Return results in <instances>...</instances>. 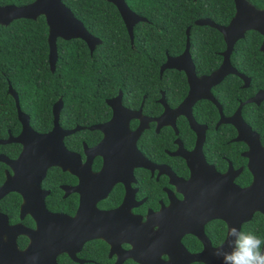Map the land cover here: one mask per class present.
I'll list each match as a JSON object with an SVG mask.
<instances>
[{
	"label": "flooded vegetation",
	"instance_id": "flooded-vegetation-1",
	"mask_svg": "<svg viewBox=\"0 0 264 264\" xmlns=\"http://www.w3.org/2000/svg\"><path fill=\"white\" fill-rule=\"evenodd\" d=\"M166 57L169 56H165L164 62ZM221 62L222 57L212 72L218 69ZM162 64L157 70L158 78L166 70L179 72L174 69L160 72ZM230 67L247 79L246 86L240 77L228 74L209 89L212 101L198 99L189 108L201 139L191 129L187 116L172 117L170 114L188 94L189 87L183 72H179L183 74L185 82L183 95L167 94L159 88L156 97L144 106L145 94L139 100L124 99L121 90L117 89L113 96L86 107L83 118L77 121L82 124L75 123L71 128L60 126V97L50 107L48 130L34 131L27 117L32 131L39 135L47 134L53 127L52 107L60 101L57 125L62 131L73 132L61 140L67 153L65 159H60L61 165L48 166L39 182L40 175L32 172L29 174L26 168L17 185L11 183V190L0 197V216L5 219L8 228H17L16 231L7 230L0 222V264L18 263L17 252L27 249L31 239L36 242V261H39L33 263L31 259V264H42L45 258L43 251L51 247L57 248L55 264H153L156 258L161 263L173 262L170 249H176L174 241L179 236V243L186 252L200 253L202 242L183 232V218L194 209L193 201L206 202L212 194H216L219 199L229 197L232 202L234 192H229L230 184L239 190L249 189L254 184V177L264 170V140L251 129L242 114L244 106L259 108L264 103V99L257 103L247 102L258 92L264 93V90H256L247 99L238 101L236 108L230 112L223 108L213 93L216 86L227 76L236 77L241 82V89L248 88L250 82L231 64ZM209 74L197 75L194 70L196 78ZM176 88L181 91V88ZM118 94L119 104H110ZM202 102L208 103L212 109L208 111L197 108ZM238 108L239 119L252 133L240 140H236L238 135L235 127L225 123L235 115ZM160 118L161 121L157 122ZM18 124L16 135L7 134L0 141H5L8 136H18L21 130ZM96 126L104 128L96 129ZM139 126L142 129L136 134ZM12 144L19 147L13 157L4 153L0 155L15 160L22 151V145L6 143L0 146ZM46 150L53 152L52 157L58 153L49 147ZM0 164L3 166L1 188L6 177L13 178L14 173L9 166ZM227 177L231 178V183ZM257 179L259 188L256 194L261 195L264 193V179L260 176ZM253 193L249 196H253ZM9 197L17 202L15 212L11 210L15 204L8 203L11 200ZM41 204L49 215H62L68 219L70 225L67 238H62L64 230L60 226L63 223L46 214L44 216ZM198 209L203 208L196 207ZM102 212H111L112 216L107 222L99 219L98 213ZM256 214L262 218L264 229V216L258 211H254L247 222ZM216 221L223 224L224 232L222 240L214 245L205 227ZM226 231L227 225L221 219H211L203 225V234L211 249L222 245ZM188 236L199 244L197 251L187 250L184 242ZM10 240L14 242L15 250L6 245H9ZM63 240L66 244L58 246ZM30 261H27L28 264Z\"/></svg>",
	"mask_w": 264,
	"mask_h": 264
},
{
	"label": "trees",
	"instance_id": "trees-1",
	"mask_svg": "<svg viewBox=\"0 0 264 264\" xmlns=\"http://www.w3.org/2000/svg\"><path fill=\"white\" fill-rule=\"evenodd\" d=\"M32 1L0 0V6L20 7ZM246 1L254 8L264 10V0ZM61 2L100 44L89 54L79 39H57L56 61L50 72L47 26L42 16L35 20H14L7 26H0V139L7 134L14 136L19 131L14 102L7 94L8 85L16 94L20 111L29 118V124L36 132L50 128V107L58 97L62 101L60 126L71 128L75 123L82 124L77 121L83 118L86 107L113 96L117 89L121 90L124 99L139 100L145 94L144 106L156 97L159 88L167 94L183 95V74L166 70L158 78L159 65L165 56L182 53L184 32L189 28L188 51L195 73L212 72L221 61L222 37L212 28L195 26L194 21L208 19L225 26L234 14L232 0H124L132 13L144 19L133 26L130 45L113 5L103 0ZM261 40L258 33L247 31L234 44L230 54L231 66L250 79L248 88L241 89V82L236 77L227 76L213 89L218 102L229 112L236 108L238 101L247 99L256 90H264V54L258 50ZM197 108L212 109L205 102ZM242 114L251 129L264 140V103L259 108L246 105ZM18 150L14 144L0 146V153L9 157ZM1 168L0 164V181ZM12 200L8 203L15 204L11 208L15 212L17 202ZM205 230L212 244L222 240L224 226L221 222H212ZM240 230L263 238L262 218L254 215ZM184 244L189 252L199 249L192 237H186Z\"/></svg>",
	"mask_w": 264,
	"mask_h": 264
},
{
	"label": "water",
	"instance_id": "water-1",
	"mask_svg": "<svg viewBox=\"0 0 264 264\" xmlns=\"http://www.w3.org/2000/svg\"><path fill=\"white\" fill-rule=\"evenodd\" d=\"M103 1L115 7L131 45L132 28L136 23L144 22V19L132 13L126 6L124 0ZM232 2L234 6V14L225 26L216 25L208 19H199L194 21L195 26H206L212 28L222 36L223 42L225 44V50L221 53L222 62L216 71L212 72L208 76L199 78L195 77L194 67L188 53L189 28H186L184 32L185 46L183 52L177 57H166L165 62L160 66V72L164 69H174L184 73L189 87L188 94L186 98L179 104V106L172 110L170 114L172 117H176L178 115L187 116L191 129L196 131V133V125L194 124L189 111V108L196 100L207 99L212 101L209 94V89L219 83L222 78L228 74L237 75L243 80L244 86L247 84V79L238 75L230 67L229 55L233 45L238 40L242 39L244 33L247 31L257 32L264 38V11L254 8L246 0H232ZM39 16L44 18L45 24L47 26V61L50 72L54 70V64L56 61L57 39L64 41L79 39L86 45L89 54L96 45L100 44V41L97 38L91 36L84 29L82 24L73 17L72 13L62 4L61 0H34L31 3L20 7L13 5L0 6V26H7L10 22L19 19L35 20ZM259 51L264 53V39L259 47ZM7 94L13 99L17 120L20 123L21 130L18 136L15 138L8 136L5 141H0V144L17 143L22 145V151L15 160H9L0 155V163L9 166L14 173L13 178L6 177V181L0 188V197L7 191L11 190L9 188L11 183L17 185L19 177L24 174V172H26V168L29 170V174L32 172L40 175L38 179L39 182L48 166L55 164L61 165L59 161H61L62 158L65 159L67 154L64 151L61 140L64 136L73 132L62 131L57 125V115L61 106L60 101L55 103L52 107L53 127L51 131L47 134L39 135L32 131L28 126V118L20 111L16 94L12 91L9 85L7 86ZM119 97L120 95L118 94V96L109 103H116L117 106L119 104ZM261 99H264V93L258 92L254 98L248 100L247 102L257 103ZM185 109L187 110V113H185ZM238 111L239 108L236 110V113L232 118L225 121V123H230L235 127L238 135L236 140H240L241 137L245 138V136L252 135L249 128L239 119ZM161 119L162 118L156 121L160 122ZM219 123H221V121ZM141 127H138V130L135 132L136 134L141 131ZM95 128L103 129L104 127L96 126ZM197 136L199 139H201L198 133ZM48 147L49 149H55L58 151L55 157H52L53 152H47L46 148ZM53 158L55 159L53 160ZM228 174L229 173H227V175ZM257 176H260L264 179V170L262 174L260 173ZM257 176L254 177V184L249 189L239 190L230 184L229 192H234V195H232V202L229 200V197L228 199L225 198L223 200L219 199L216 194H212L213 196L210 195V199L206 202L204 200L201 203L193 201L194 209L191 212L186 213L185 218H183V226L185 227L183 232L191 234L199 239L203 244L202 251L197 254H189L180 245L179 236L174 241V248L176 249H174V251L173 248L170 249L171 254L173 253V262L170 260L169 262L161 263L156 258L155 263L153 264H222V257H218L214 254L215 249L210 248L207 239L204 237L203 225L211 219H221L226 223L227 228L230 226H235L236 228L240 229L241 224L247 222L254 211H258L264 216V193L261 195L256 194V190L258 191L259 188V179H257ZM226 179H228L231 183L230 177H227ZM252 193L253 196H249V194ZM200 206H202L203 209L196 210V207ZM40 207L42 208L44 216L46 214L47 216L63 223L60 226V229L64 230L62 238H67L70 225L68 219L62 215H49L44 210L42 204ZM246 207L247 210L245 209ZM98 214L99 219L106 220V222L112 216L111 212H102ZM0 222L7 230H17L16 227L8 228L6 226L5 219L2 218V216H0ZM65 244L66 241L63 240L57 245L63 246ZM6 245L9 246L10 249L15 250L14 242L12 240H10L9 245L7 243ZM221 247L225 251L231 250L229 243L226 242V238L222 245L218 248ZM52 248L53 247L43 251L45 258H43L44 260L42 264H55L54 256L57 253V248ZM17 253V259L19 260L16 264H28L27 261H30L31 259L34 260L33 263L39 262L36 261V255L38 253L36 242L32 239L31 244L27 247V249H25L23 252ZM29 264H31V261Z\"/></svg>",
	"mask_w": 264,
	"mask_h": 264
},
{
	"label": "clouds",
	"instance_id": "clouds-1",
	"mask_svg": "<svg viewBox=\"0 0 264 264\" xmlns=\"http://www.w3.org/2000/svg\"><path fill=\"white\" fill-rule=\"evenodd\" d=\"M225 238L231 250H214L215 255L222 257V264H264V238L235 226L227 228Z\"/></svg>",
	"mask_w": 264,
	"mask_h": 264
}]
</instances>
